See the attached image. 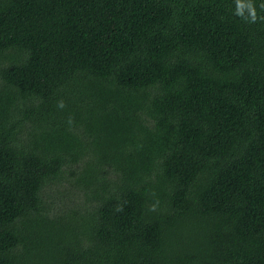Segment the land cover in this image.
I'll list each match as a JSON object with an SVG mask.
<instances>
[{"label":"trees","instance_id":"1","mask_svg":"<svg viewBox=\"0 0 264 264\" xmlns=\"http://www.w3.org/2000/svg\"><path fill=\"white\" fill-rule=\"evenodd\" d=\"M0 264H264V0H0Z\"/></svg>","mask_w":264,"mask_h":264},{"label":"clouds","instance_id":"2","mask_svg":"<svg viewBox=\"0 0 264 264\" xmlns=\"http://www.w3.org/2000/svg\"><path fill=\"white\" fill-rule=\"evenodd\" d=\"M61 107H63V104H61Z\"/></svg>","mask_w":264,"mask_h":264}]
</instances>
